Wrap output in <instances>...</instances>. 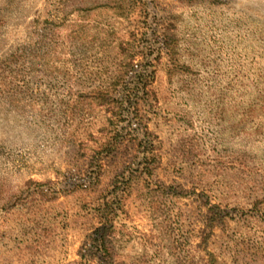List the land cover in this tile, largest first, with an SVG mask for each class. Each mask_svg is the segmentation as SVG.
<instances>
[{
	"label": "rangeland",
	"instance_id": "1",
	"mask_svg": "<svg viewBox=\"0 0 264 264\" xmlns=\"http://www.w3.org/2000/svg\"><path fill=\"white\" fill-rule=\"evenodd\" d=\"M0 264H264V0H0Z\"/></svg>",
	"mask_w": 264,
	"mask_h": 264
},
{
	"label": "trees",
	"instance_id": "2",
	"mask_svg": "<svg viewBox=\"0 0 264 264\" xmlns=\"http://www.w3.org/2000/svg\"><path fill=\"white\" fill-rule=\"evenodd\" d=\"M106 8L119 9V6L110 7L106 5ZM80 12H87V10L79 9ZM131 34L132 42H123L119 44V60H118V81L116 86L120 88L117 92L119 95L121 93H128L130 96L121 95L116 100H109L115 104V109L119 110L117 117H122L127 114V121L130 125H135L137 123L133 122L140 120L138 103L143 101L144 98L151 95L149 87L152 84L153 72L149 69L153 67L154 61L158 58H149V54L157 53L158 56L166 49L164 47L165 42H155L149 47L143 46V41L141 38H137V30ZM142 34L140 35V37ZM132 43V44H131ZM122 46H125L124 48ZM130 87V88H129ZM92 101L98 100L97 98H90ZM105 103H108L105 101ZM109 104V103H108ZM133 118H128L132 116ZM134 132H138L135 128ZM146 135L147 132L145 133ZM130 139H135L136 136L132 134H127ZM137 139V138H136Z\"/></svg>",
	"mask_w": 264,
	"mask_h": 264
}]
</instances>
